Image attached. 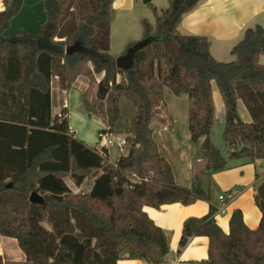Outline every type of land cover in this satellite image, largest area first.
I'll list each match as a JSON object with an SVG mask.
<instances>
[{
  "label": "trees",
  "instance_id": "16d2710c",
  "mask_svg": "<svg viewBox=\"0 0 264 264\" xmlns=\"http://www.w3.org/2000/svg\"><path fill=\"white\" fill-rule=\"evenodd\" d=\"M204 1L168 0L169 8L162 15L149 4L156 25L144 23L145 38L154 40L137 53L135 67L123 71L109 54L114 0H44L47 22L39 35L18 31L11 37L5 32L23 0H4L0 12V236L16 240L26 260L0 257V264L165 263L168 238L144 208L211 203L212 196L197 185L178 186L160 154L154 133L168 121L164 88L189 97L191 139L196 144L205 138L204 172L209 177L228 170L232 161H264V66L259 64L264 56V29H247L231 51L234 60L218 62L207 38L179 30L183 18ZM78 39L91 53L69 56L67 48ZM101 75L97 97L90 101L88 92ZM82 76L90 80L83 95L84 110L106 125L100 138H126L127 154L115 164L110 163L105 146L89 147L75 138L67 108L61 109V118L53 116L54 79L69 92ZM213 83L226 110L222 138L227 158L212 142ZM123 99L135 106L136 116L119 129ZM239 101L246 106L251 123L240 119ZM67 178L77 188L88 185V190L74 193ZM257 179L254 198L262 218L256 230L248 228L242 212L235 210L226 234L215 219L218 208L211 205L208 215L185 221L178 253L192 238L206 237L209 251L203 264H264V179ZM33 192L43 197V205L29 202Z\"/></svg>",
  "mask_w": 264,
  "mask_h": 264
},
{
  "label": "crops",
  "instance_id": "0c3cea01",
  "mask_svg": "<svg viewBox=\"0 0 264 264\" xmlns=\"http://www.w3.org/2000/svg\"><path fill=\"white\" fill-rule=\"evenodd\" d=\"M132 1L114 0L115 15ZM3 10L4 0H0V12ZM46 22L47 13L44 0H23L21 10L11 20L5 36L11 37L18 31H23L29 36H38ZM112 26L111 37L113 35ZM256 26L264 29V0H206L183 18L179 30L183 35L207 38L210 41L211 55L218 62L227 63L234 60L231 51L242 41L246 30ZM259 64L264 66V56L260 57ZM100 78L102 79L103 75ZM88 83L86 77H79L73 89L67 92L61 90L58 83L53 82V116H56L66 105L70 130L75 138L89 147L105 146L108 149L110 163L115 164L122 155L127 154L126 148L122 149L114 136L108 137H113L116 142L105 145V139L100 138V132L106 129L105 123L96 117L87 116L83 107V93ZM212 93L215 121L213 129L217 126L222 127L223 134L226 110L215 83L212 84ZM164 103L168 121L154 133L160 154L170 165L178 186L190 189L197 185L209 190L212 202L198 201L188 206L176 203L166 205L161 210L145 207L144 212L157 227L164 231L168 238L170 252L164 264H203L208 259L209 251V239L206 237L192 238L188 246L178 253L185 221L189 218H202L208 215L211 205L218 209L221 208L223 204L219 197L232 194L234 198L227 203L225 214L215 216L217 224L228 234L233 212L240 210L246 226L256 230L261 222L262 214L256 206L254 197L258 183L257 177L264 179V161L255 163L232 161L228 170L209 177L204 172L206 158L202 145L205 138H201L196 144L191 139L189 97L187 95L177 96L169 88H164ZM238 113L244 123H251L250 114L242 101L238 102ZM130 122L118 128L124 129ZM119 137L125 138L123 135ZM111 146H116L120 154L115 155ZM228 156L229 151L224 157ZM68 187L75 193V190H79L76 186L75 189L70 185ZM0 257L3 261L24 262L26 260L16 240L1 236ZM118 264L147 263L141 260H121Z\"/></svg>",
  "mask_w": 264,
  "mask_h": 264
},
{
  "label": "rangeland",
  "instance_id": "374dc122",
  "mask_svg": "<svg viewBox=\"0 0 264 264\" xmlns=\"http://www.w3.org/2000/svg\"><path fill=\"white\" fill-rule=\"evenodd\" d=\"M152 6L156 8L159 15H162L163 11L169 8L168 0H150ZM145 4L143 0H133L127 7L121 12H118L114 16V23L112 26L113 35L111 37L110 56L117 60L120 56L124 55L127 49L133 44L145 39L144 23L148 22L152 27L156 25V16L154 9ZM87 78V77H86ZM88 87L84 91L87 92L90 88V80ZM100 76H96V83L92 86L88 92V99L90 101L95 100L99 91ZM54 83H58V79H54ZM83 93V95H84ZM84 98V96H83ZM136 116L135 106L128 100L123 99L121 101V119L118 123V127H122L127 122H130ZM115 141V140H113ZM116 142V141H115ZM212 142L221 151L223 156H227L228 150L225 148V143L222 138V127H216L212 131ZM115 155H119V149L116 146H111ZM114 158V157H113ZM66 183L72 188H76L73 182L67 178ZM88 190V185H83L79 190H75L76 193L85 192ZM75 193V192H74ZM45 228L51 230L50 226L44 224Z\"/></svg>",
  "mask_w": 264,
  "mask_h": 264
},
{
  "label": "water",
  "instance_id": "95a60500",
  "mask_svg": "<svg viewBox=\"0 0 264 264\" xmlns=\"http://www.w3.org/2000/svg\"><path fill=\"white\" fill-rule=\"evenodd\" d=\"M145 4H149L150 0H143ZM154 40L153 37H147L132 46H130L124 55L120 56L116 60V66L123 71H130L135 67V58L139 51L147 47L152 41ZM66 53L69 56H73L75 54H89L91 51L85 46L83 39H78L75 41L70 47L67 48ZM101 92L103 94L107 93V90L101 88ZM11 186V185H10ZM9 186V187H10ZM29 202L32 204L43 205L44 199L41 195L37 192H33L29 197Z\"/></svg>",
  "mask_w": 264,
  "mask_h": 264
},
{
  "label": "built area",
  "instance_id": "2783aa9c",
  "mask_svg": "<svg viewBox=\"0 0 264 264\" xmlns=\"http://www.w3.org/2000/svg\"><path fill=\"white\" fill-rule=\"evenodd\" d=\"M63 108H67L66 105H64ZM58 116L61 118L62 117V114L59 112L58 113ZM101 139H105V145H111L113 144V140L114 138L113 137H108V136H104V137H101ZM115 139L119 142V146L122 148V149H125L126 148V145H127V142H126V138H122V137H115ZM234 198V195L232 194H228V195H221L219 197V200L220 202H222V207L218 209V212L216 215H223L225 214V211H226V205L227 203L232 200Z\"/></svg>",
  "mask_w": 264,
  "mask_h": 264
}]
</instances>
